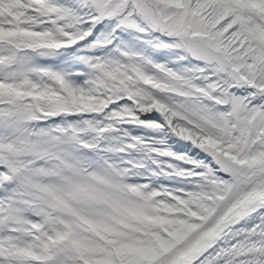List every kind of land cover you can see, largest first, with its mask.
I'll return each instance as SVG.
<instances>
[{"label": "snow or ice", "instance_id": "1", "mask_svg": "<svg viewBox=\"0 0 264 264\" xmlns=\"http://www.w3.org/2000/svg\"><path fill=\"white\" fill-rule=\"evenodd\" d=\"M0 264H264V0H0Z\"/></svg>", "mask_w": 264, "mask_h": 264}]
</instances>
